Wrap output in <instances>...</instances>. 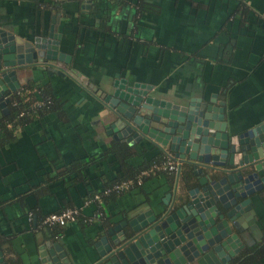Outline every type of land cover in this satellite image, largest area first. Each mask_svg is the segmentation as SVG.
<instances>
[{
  "label": "crops",
  "instance_id": "1",
  "mask_svg": "<svg viewBox=\"0 0 264 264\" xmlns=\"http://www.w3.org/2000/svg\"><path fill=\"white\" fill-rule=\"evenodd\" d=\"M52 22L59 51L71 56L64 74L28 66L5 97L8 108L13 94L33 93L35 110L47 89L60 106L17 127L14 140L0 146V252L7 264H50L54 245L73 264H94L132 215L161 212L196 185L194 167L177 160V171L152 174L85 206L92 193L139 175L125 177L128 166L111 147L129 144L114 138L110 108L90 84L109 93L115 83L140 84L150 95L185 105L215 97L216 105L226 102L231 135L264 120V0H0L6 32L46 37ZM129 146L126 162L136 168L162 154L159 149L174 156L147 138ZM65 208L80 209L76 222L57 237L41 230L45 215ZM251 209L244 246L264 237V188L252 196Z\"/></svg>",
  "mask_w": 264,
  "mask_h": 264
},
{
  "label": "water",
  "instance_id": "2",
  "mask_svg": "<svg viewBox=\"0 0 264 264\" xmlns=\"http://www.w3.org/2000/svg\"><path fill=\"white\" fill-rule=\"evenodd\" d=\"M52 24L46 37L30 40L0 29L3 113L9 111L5 97L19 87V71L37 64L64 74L62 65L71 56L59 51L60 34ZM90 86L110 108L114 138L129 145L147 138L192 165L196 176L187 195L174 197L161 212L132 215L94 264H227L244 246L243 233L251 230L248 220L254 214L252 196L264 188V120L231 135L226 102L216 105L215 97L185 105L150 95L140 84L115 83L110 93ZM54 246L50 264H73L61 246ZM0 264H7L2 252Z\"/></svg>",
  "mask_w": 264,
  "mask_h": 264
},
{
  "label": "trees",
  "instance_id": "3",
  "mask_svg": "<svg viewBox=\"0 0 264 264\" xmlns=\"http://www.w3.org/2000/svg\"><path fill=\"white\" fill-rule=\"evenodd\" d=\"M80 3H84L81 0H78ZM94 1V0H93ZM35 86L33 83L28 85L27 90H31ZM26 90H22L20 92H17L13 94L10 97V101L8 104V110L9 113L4 115L0 111V146H3L15 138L14 131L17 127L24 126L29 121L35 119L37 115L42 116L46 112H54L58 111L60 108L58 104V98L50 91V90H42L43 94H46L45 99L46 104L40 108H37L35 110H32V104L34 101V94L25 92ZM48 101V102H47ZM23 112L24 114L20 116L19 114ZM112 151L115 152V154L118 157L122 158L123 165L127 164V174L125 175L126 178L128 177H134L138 173H140L142 170L148 168L151 166L154 162H160L163 155V150L159 149L160 154L157 158L151 160L147 165L141 166L139 168L133 167L132 165H129L126 160L131 157L132 152V146H129L125 143H118L114 142V144L111 147ZM165 157V156H164ZM163 157V158H164ZM72 167V165H71ZM124 177V178H125ZM117 183V182H115ZM113 185V184H112ZM109 184V186L106 185V187L112 186ZM101 192V191H100ZM97 192L92 193L91 197ZM99 193V192H98ZM111 195V194H110ZM41 230L47 232L50 236H58V229L59 227H53L49 228L45 225H41ZM264 257V237L257 243V241L252 245H246L244 246L229 262V264H260V259Z\"/></svg>",
  "mask_w": 264,
  "mask_h": 264
},
{
  "label": "built area",
  "instance_id": "4",
  "mask_svg": "<svg viewBox=\"0 0 264 264\" xmlns=\"http://www.w3.org/2000/svg\"><path fill=\"white\" fill-rule=\"evenodd\" d=\"M82 2H86L88 0H81ZM46 100L36 101L35 102V108H40L46 104ZM48 102V101H47ZM24 113H20L19 115L22 116ZM178 161L174 156L172 155H166L163 160L160 162H154L150 167L142 170L139 175L137 176V179L134 181L131 180H124L121 182L114 183L112 186L104 188L101 190V192L95 193L92 197L86 199L84 201V205H89L91 203H98L101 201V199L104 196H108L115 192H121L126 189H129L134 183L137 185H141L144 178L160 173V172H175L178 170ZM80 209L79 208H65L60 211L50 212L47 215H45L41 223L42 225H45L49 228L53 227H59L63 228L69 223L76 222L78 220V217L80 215ZM98 215L96 214L95 217ZM93 218H90L89 221H92Z\"/></svg>",
  "mask_w": 264,
  "mask_h": 264
}]
</instances>
